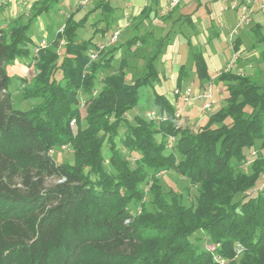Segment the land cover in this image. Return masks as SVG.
Segmentation results:
<instances>
[{
  "label": "trees",
  "instance_id": "trees-1",
  "mask_svg": "<svg viewBox=\"0 0 264 264\" xmlns=\"http://www.w3.org/2000/svg\"><path fill=\"white\" fill-rule=\"evenodd\" d=\"M59 1L37 0L28 18L20 13L0 23V264H264V190L247 192L264 173V83L222 70L213 79L221 103L194 129L186 121L176 127V107L152 88L151 109L167 118L146 112L131 122L126 113L139 88L159 79L163 36L143 55L142 75L127 80L128 56L110 72L117 42L91 60L93 36L76 39L93 11L112 12L109 0H100L77 19L70 12L34 55L31 22ZM132 30L117 45L125 53L148 38ZM16 58L33 68L19 80L21 98L38 100L25 109L9 90L6 67ZM204 59L191 51L201 88L212 79ZM63 145L72 161L53 156ZM169 170L194 187L189 204L163 190L160 174ZM207 242L218 245L223 262Z\"/></svg>",
  "mask_w": 264,
  "mask_h": 264
},
{
  "label": "crops",
  "instance_id": "crops-1",
  "mask_svg": "<svg viewBox=\"0 0 264 264\" xmlns=\"http://www.w3.org/2000/svg\"><path fill=\"white\" fill-rule=\"evenodd\" d=\"M34 1L35 0H28L26 4L19 6H3L0 9V23H4L10 17L15 16V11L18 8L26 9ZM230 1L231 0H179L176 6L171 7L169 6L168 0H129V4L124 9L123 16H120L117 24L113 27L112 32L116 29L119 31L122 29H127L130 35L133 31L132 29L135 26H137L139 32H141L143 29L144 31L142 33L148 34V38L140 49L145 51L147 50L149 52L153 51L156 41L161 36H163L161 53L159 54L156 61H159L160 66H162V71L164 72L163 76H166L167 74L171 77L172 87H166L162 83L160 85L157 84L155 87L156 92L163 94L176 108L180 107L184 114H194L193 110L196 112L198 110L200 117L206 116L207 118L209 113L207 111L202 112L199 108V105L196 104V102H198L196 101L197 96L206 93L209 87L212 89L214 86L213 79L220 72H222V70L231 69L238 73L247 74L246 71L241 69V67H237L239 61L243 60L246 62L249 69L253 67L256 61H254L253 64H248V60L242 58L244 56L243 51L247 47L245 45V38L251 39L252 44L254 45L256 43H261L257 42V39L254 41L252 38L253 36L256 37L257 32H260L259 30L264 24V12L260 11L255 6H252L250 13L251 20L248 23L249 27L246 30L247 34L245 36L240 35L238 28H242L243 26L237 27L239 10L229 7ZM75 3L70 8L69 13L76 11ZM95 3L96 2L91 4L86 10H89L91 7H93ZM235 13H238V15L236 16ZM161 18L167 19L171 27L179 24L183 30L179 27V31L169 29L163 34L160 24ZM100 20H102V18H100ZM60 22L62 23V21ZM106 27L107 25L104 24L103 26L100 25L94 28V30H96L94 35H92L94 44L106 40L112 33L111 32L109 34L107 31H104ZM235 28L236 31L234 30ZM146 30L150 31V33H147ZM221 32H225L228 36L225 47L227 46L229 49H231L233 55L232 59L225 60L222 55L218 53V49L220 50V46H222L221 41L218 40L219 34ZM98 34L100 35V38L94 40V36ZM261 34L263 35V33ZM46 37H49V35H46V32H44L41 37L33 41V45L40 39ZM213 41L214 43L216 42L215 45L217 48L211 47L206 49V44H210V42ZM252 44H249L251 49L252 46H254ZM198 49L202 51L208 71L212 77L211 81L205 85L204 88L199 86L198 79L194 75L195 72H193L191 60V51ZM142 50H140V52ZM252 50L255 52L254 49ZM248 56L251 57L252 55ZM252 57H258V54L256 53ZM29 69L30 68L26 65L25 59L22 58H16L13 64L6 67L8 75L18 81L27 78L28 74L30 73ZM180 71H183V78L178 82V75ZM248 72L250 74L253 73L252 70H249ZM249 73L247 75L251 77ZM161 76L162 74L160 72L159 78ZM170 87L173 89V96H171V99L165 95V92L168 91ZM175 89H178L181 92L189 90V99L187 101L183 100L180 94L175 93ZM212 96L213 98L211 97V100L213 102V109L216 105V98L214 95ZM219 96L222 98V93H220ZM184 111H186V113Z\"/></svg>",
  "mask_w": 264,
  "mask_h": 264
},
{
  "label": "rangeland",
  "instance_id": "rangeland-1",
  "mask_svg": "<svg viewBox=\"0 0 264 264\" xmlns=\"http://www.w3.org/2000/svg\"><path fill=\"white\" fill-rule=\"evenodd\" d=\"M35 1H37V0H35ZM109 1L113 7V10L111 13H109V12H106V13L110 14V15L106 16V14H103V12L100 10V8L97 11H93L88 16L86 22L81 27H79L77 29V34H76L77 40L81 41L83 39L89 38L90 36L94 35V28H96L97 26H100V25L103 26L104 24L108 25L107 32L109 34L112 32V29L117 24V21L120 18V16H123L124 9L129 4V0H109ZM74 3H75V0H61L57 3H55L47 12H43L42 14L36 16L34 18V20L31 22L30 28L28 30V34L30 35L32 42L35 39L41 37V35L44 32H46V35L47 34L49 35V37H46V41L48 43L50 41V39L52 38V36L54 35V33L56 32L55 31L57 29L56 27L59 24H61L60 21H63L65 18L60 12L61 11L69 12L70 8L74 5ZM32 4L26 9H24L23 7H21L23 9L18 8L15 11V15L22 13L24 15V19L28 18L34 12V8L32 7ZM84 12H85V10L78 9V10L73 12V17L75 19H77L82 14H84ZM235 15L237 16L238 13L237 14L235 13ZM100 18H102V20H100ZM160 22H161L160 24H161L163 34L166 33L169 29L179 31L181 28V26L179 24L171 27V25L167 19L161 18ZM234 22H235V17H234ZM248 27H249L248 24L244 25L242 28L239 27L238 31H239L240 35L245 36L247 34L246 30L248 29ZM143 31L144 30L142 29L140 33H142ZM259 31L261 33H263V35H264V24L261 26ZM222 32L219 34V37H218V40L221 41V44H222V46H220V50L218 49V53H220V55H222V57L225 60H229V59L233 58V55H232L231 49H229L227 46L225 47V44L228 40V36L225 32L224 33H222ZM128 36H129V33H128L127 29H122L120 31L117 43L114 46L116 48V50H115L114 59L112 61L111 68L109 69V71L110 72L116 71L119 67L118 61H120V58L123 56H126V57L128 56L127 57V64H128V67L130 69L128 70L127 80L131 81L135 77L140 76L143 73V66L145 63V61H144L145 59H144V57H142V55H145V56L151 55V52H149L147 50L145 51V50L140 49V50H142L141 52L139 50V51H136L135 53L127 52V51L125 53V46L122 45V47H121V46H117V45L125 42V40L128 38ZM99 38H100L99 34L94 36V40H97ZM245 39H246L245 45L247 47L243 51L244 56L242 58L248 60V64H253L254 61H256V62L254 63L253 67L249 69L246 62H244L243 60H240L237 67H241V69L246 71L247 74L249 73L248 72L249 70H252L253 73L252 74L249 73L251 75V77L254 78V80L257 81L258 83L262 84V83H264V58H262L263 56H261V50L264 48V40L261 43H256L254 45V44H252L251 39H248V38H245ZM252 39L254 41H256V37L253 36ZM215 40H217V39H215ZM214 41L210 42V44L209 43L206 44V49L211 48V47L215 48L216 42L214 43ZM249 44L254 45V46H252V49H254L255 52L250 48ZM31 45L32 44H30V46H29L30 50H31ZM136 46H141L140 42L136 43V45L134 47H136ZM145 53H147V54H145ZM256 53L258 54V57H252ZM130 55H131V57H130ZM248 55H252V56L250 57ZM156 64H157L162 76L157 80V82L155 81L153 86L147 85V86H142L139 88V100H138L137 105L135 107H133L132 109H130L126 113L127 119L131 122L133 120L132 119L133 114L145 115L148 110L155 107L152 100H153V89L156 91L155 87L157 86V84L160 85L162 83L166 87L171 86V84H172V79L169 75L166 74V76L165 75L163 76L164 72L162 71L163 69H162V66H160V62L156 61ZM32 71H33V68H30L29 72L32 73ZM30 73L28 74V76L25 80H28L30 78ZM10 81L11 82L9 85V90L12 94V98H13V101H14V104L16 107L21 108V109H25V108L29 107L31 104H33V102L38 101L36 99H33V100L22 99L20 96L21 84H19V81L16 80L15 78H11ZM171 87L168 89V91L165 92V95L167 97H169L170 99H171V96H173V93H172L173 89ZM211 92H212V95H214L216 98V101H215L216 105L214 106V108H215L216 106H218V104L221 103V100H222V98L219 96L220 95V86L219 85L216 86L214 84V86L211 89ZM223 96H224V93H222V97ZM212 98H213V96H212ZM196 101H198V102H196V104L199 105L200 110L202 112H204V110H202L203 100H201V98H197ZM213 109L211 108L207 112L210 113ZM184 112L186 113V111H184ZM193 113L194 114H190V115L184 114L183 110H182V117L183 118L185 117L184 121H186L185 124L188 125L190 128L194 129L206 120V116L200 117L198 110H197V112L193 110ZM257 150H259V148H256V151ZM262 152L264 153V149H262ZM52 154L58 162L66 161V160L72 161V152L68 147H66V148L61 147V148L55 149V150H53ZM245 166H247V165H245ZM245 166H244V168H246ZM160 175H161V182L160 183H162L163 190L165 192H167L169 190H173L177 193H181L183 198H184V202L186 204L190 203V197L191 196L189 194H187V191L190 189L189 191L192 192L194 190V187H190V184L187 182V179L180 176L174 170L165 171V172L161 173ZM197 235L201 236V238L204 239V236L202 233H198Z\"/></svg>",
  "mask_w": 264,
  "mask_h": 264
},
{
  "label": "built area",
  "instance_id": "built-area-1",
  "mask_svg": "<svg viewBox=\"0 0 264 264\" xmlns=\"http://www.w3.org/2000/svg\"><path fill=\"white\" fill-rule=\"evenodd\" d=\"M27 1L28 0H0V9L5 5L6 6L7 5H14V6L24 5L27 3ZM97 1H100V0H76L75 9L86 10L91 4H93L94 2H97ZM178 2H179V0H168L169 6H171V7L176 6L178 4ZM252 6H255L257 9L264 12V0H231L230 1L229 7L239 10L237 27L244 26L250 22V20H251L250 13H251V7ZM60 13L64 17H67L69 14V12H65V11H61ZM63 27H64V24L62 23L57 27L56 31L61 32L63 30ZM234 30L236 31V28ZM119 33H120V31L118 29H116L108 36V38L106 40L95 44V49L91 50L89 52V58L91 60L96 59L98 56V53L101 50H104V48L115 44L118 40ZM64 43H65L64 39L61 38L59 40L58 49H60ZM46 45H47L46 38L40 39L39 41H37L33 45L32 53L34 55H37L39 50L41 48L45 47ZM174 91L176 94H180L182 96L183 100L187 101L189 99V96H190L189 90L181 92L180 90L175 89ZM211 97H212L211 87L208 88V91L206 93L197 96V98H201L203 100L202 110L209 111L212 108L213 102L211 100ZM147 115L151 118H154L155 120H164L167 118L166 113L157 112L155 109L148 110ZM174 118L177 121L175 123V126L179 127L180 124H182V122L184 121V118L182 117V109L180 107L175 108ZM173 140H174L173 136L169 137L168 145L171 144ZM62 147L66 148L65 145H63ZM262 190H264V173L261 174V176L259 177L257 184L254 185L253 187L249 188L247 190V192L249 194L253 195V194H256V192H259ZM205 246H206V249L212 254V257L214 260H216L217 262H223L224 261V259L217 252V247H218L217 244L212 243V242H207L205 244Z\"/></svg>",
  "mask_w": 264,
  "mask_h": 264
}]
</instances>
